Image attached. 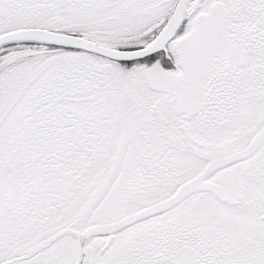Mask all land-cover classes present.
<instances>
[{
  "label": "snow or ice",
  "instance_id": "obj_1",
  "mask_svg": "<svg viewBox=\"0 0 264 264\" xmlns=\"http://www.w3.org/2000/svg\"><path fill=\"white\" fill-rule=\"evenodd\" d=\"M0 264H264V0H0Z\"/></svg>",
  "mask_w": 264,
  "mask_h": 264
}]
</instances>
